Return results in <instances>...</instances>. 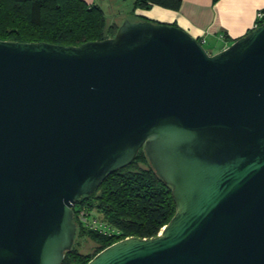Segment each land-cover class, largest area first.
Returning <instances> with one entry per match:
<instances>
[{
	"label": "water",
	"instance_id": "water-1",
	"mask_svg": "<svg viewBox=\"0 0 264 264\" xmlns=\"http://www.w3.org/2000/svg\"><path fill=\"white\" fill-rule=\"evenodd\" d=\"M142 147L176 213L87 264H264V21L215 53L148 18L0 39V264H62L76 200Z\"/></svg>",
	"mask_w": 264,
	"mask_h": 264
},
{
	"label": "trees",
	"instance_id": "trees-1",
	"mask_svg": "<svg viewBox=\"0 0 264 264\" xmlns=\"http://www.w3.org/2000/svg\"><path fill=\"white\" fill-rule=\"evenodd\" d=\"M153 5L180 9L182 0H134L131 11ZM119 25L109 21L100 4L88 0H0V39L4 40L77 45L113 36ZM73 210L78 230L62 264H87L100 250L122 238L158 235L175 215L176 204L172 187L156 173L142 147L130 164L108 173L93 193L78 198ZM82 210L89 215L98 212L114 230L85 224ZM80 239L91 241L94 251L80 249Z\"/></svg>",
	"mask_w": 264,
	"mask_h": 264
},
{
	"label": "crops",
	"instance_id": "crops-1",
	"mask_svg": "<svg viewBox=\"0 0 264 264\" xmlns=\"http://www.w3.org/2000/svg\"><path fill=\"white\" fill-rule=\"evenodd\" d=\"M93 1L103 8L120 4V0ZM259 10H264V0H182L180 9L153 5L137 8L134 14L137 18L175 23L197 38H206L204 45L208 43L209 52L215 53L254 28Z\"/></svg>",
	"mask_w": 264,
	"mask_h": 264
},
{
	"label": "rangeland",
	"instance_id": "rangeland-1",
	"mask_svg": "<svg viewBox=\"0 0 264 264\" xmlns=\"http://www.w3.org/2000/svg\"><path fill=\"white\" fill-rule=\"evenodd\" d=\"M88 1L91 3H95L93 0H88ZM131 4H132V0H120V4L116 6L113 4L111 6L105 5L104 10L108 16L109 21L121 23L124 20V17L130 18L131 20H137L138 18L136 14H134L130 9ZM205 47L207 49L211 48V46L208 43L205 44ZM92 216L93 217L91 218V220L96 219L97 220L96 224L99 225L103 230L106 231L114 230L113 228H110L108 225H105V223L101 219V215L98 212L93 211ZM89 222L93 223V221H89ZM80 242L81 244L78 245V247L82 250L92 252L96 247L95 245H92L93 243L89 240L80 239Z\"/></svg>",
	"mask_w": 264,
	"mask_h": 264
},
{
	"label": "built area",
	"instance_id": "built-area-1",
	"mask_svg": "<svg viewBox=\"0 0 264 264\" xmlns=\"http://www.w3.org/2000/svg\"><path fill=\"white\" fill-rule=\"evenodd\" d=\"M263 18H264V10H259V11L257 12V21H256L255 26L260 25V24L258 23V21H260V20L263 19ZM223 36H224V35H223ZM201 42L204 44V43L206 42V38H202V39H201ZM80 217H81V219L83 220V222H84L85 224H87V225H89V226H91V227L99 228V229L103 230L99 225L96 224L97 220H96V219L91 220V218H92L93 216H92V215H89L88 212H86L85 210H82V211L80 212ZM89 221H93V223H91V222H89ZM104 231H106V230H104Z\"/></svg>",
	"mask_w": 264,
	"mask_h": 264
}]
</instances>
